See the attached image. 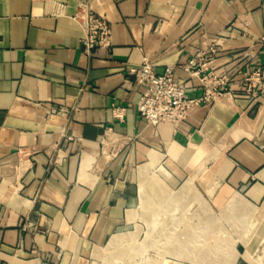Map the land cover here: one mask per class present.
I'll return each mask as SVG.
<instances>
[{
	"label": "crops",
	"instance_id": "obj_1",
	"mask_svg": "<svg viewBox=\"0 0 264 264\" xmlns=\"http://www.w3.org/2000/svg\"><path fill=\"white\" fill-rule=\"evenodd\" d=\"M85 9L112 30L89 55ZM262 37L264 0H0V264H264ZM212 42L228 90L148 124L130 69L199 97Z\"/></svg>",
	"mask_w": 264,
	"mask_h": 264
},
{
	"label": "built area",
	"instance_id": "obj_2",
	"mask_svg": "<svg viewBox=\"0 0 264 264\" xmlns=\"http://www.w3.org/2000/svg\"><path fill=\"white\" fill-rule=\"evenodd\" d=\"M74 19L85 32L81 40L82 51L91 54L97 48L111 46L112 30L108 20L85 9L77 12ZM264 55V37L261 39ZM222 45L212 42L199 52L197 56L183 66L191 76L200 79L204 93L199 97H191L185 84L175 77L173 66H167L163 73L157 74L150 60L145 59L138 67L130 69L136 84L143 87V93L137 104L139 115L150 125L177 124L186 121L200 106L214 103L219 96L228 90L230 78L226 72L208 70L217 57ZM246 91L252 94H264V66L252 72L246 79ZM116 117L120 118L121 109L116 108Z\"/></svg>",
	"mask_w": 264,
	"mask_h": 264
},
{
	"label": "rangeland",
	"instance_id": "obj_3",
	"mask_svg": "<svg viewBox=\"0 0 264 264\" xmlns=\"http://www.w3.org/2000/svg\"><path fill=\"white\" fill-rule=\"evenodd\" d=\"M147 236H148L147 225H146V227L145 226H142V230L140 232V238L146 239ZM147 253H149V252H147Z\"/></svg>",
	"mask_w": 264,
	"mask_h": 264
}]
</instances>
